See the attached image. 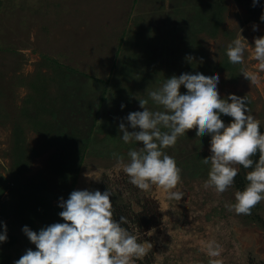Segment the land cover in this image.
Returning a JSON list of instances; mask_svg holds the SVG:
<instances>
[{
	"label": "rangeland",
	"instance_id": "rangeland-1",
	"mask_svg": "<svg viewBox=\"0 0 264 264\" xmlns=\"http://www.w3.org/2000/svg\"><path fill=\"white\" fill-rule=\"evenodd\" d=\"M195 1L0 0V179L9 185L11 172L25 165L27 169L19 171L21 184H43V178L47 189L60 197L66 188L57 185L53 171L67 158L77 156L81 161L76 174L69 175L74 176L72 191L108 190L111 201L128 205L133 212L139 211L138 204L144 201L153 203L158 226L145 233L129 231L139 243L151 244V264L264 263V201L250 215H238L226 207L235 203L237 190L233 186L222 194L204 187L210 165H204L202 159L211 155L210 139H198L195 129L179 137L174 147L164 149L181 169V181L174 189L184 194L179 201L169 199L155 186L148 191L138 189L123 171V164L130 160L128 151L140 150L143 145L135 141L125 144L119 124L123 122L128 131H133L126 117L130 112L143 111L140 98L158 90L173 75L193 74L201 65L203 75H219L217 90L221 98L230 94L245 97L248 114L260 122L264 132V72L259 71L252 56L254 38L264 36V21H251L243 6L233 0ZM198 3L214 11L219 5L221 10L215 19L219 24L196 21L197 31L191 33L185 27L188 22L173 19L171 8L179 7L180 16L193 18ZM212 25L218 28L216 32ZM240 35L246 45L243 63L231 64L227 46ZM218 65L222 68L217 69ZM242 70L255 73L258 82H249ZM94 79L99 83L106 80L108 92L95 124L90 126L101 88ZM35 87L42 89V94L35 93ZM128 94L133 104L125 106L124 96ZM65 95L70 99L66 108L58 106L63 110L58 115L60 122L52 125L51 137L57 138L58 130H64L65 147L71 146L75 152L43 146L48 136L30 130L29 113L37 110V115L42 114L54 99L56 109ZM44 119L49 121L47 114ZM15 125L22 130L21 148L13 138ZM113 153L123 157V164ZM19 154L24 158L21 162ZM9 198L1 194L4 207L0 209V223L6 226L7 240L0 242V260L7 256L8 264H14L26 250H35L23 227L38 232L49 222L42 214L30 218L25 213L23 223L14 215L20 216L14 213L19 210L17 204L10 203ZM60 202L57 199L51 205L59 206ZM56 222L64 223L62 219ZM3 231L0 227V233ZM209 242L218 246V256L208 254Z\"/></svg>",
	"mask_w": 264,
	"mask_h": 264
},
{
	"label": "clouds",
	"instance_id": "clouds-1",
	"mask_svg": "<svg viewBox=\"0 0 264 264\" xmlns=\"http://www.w3.org/2000/svg\"><path fill=\"white\" fill-rule=\"evenodd\" d=\"M258 2L252 0L253 6ZM260 20L264 21V14ZM253 30H257L255 25ZM244 42L240 35L227 46L229 63H243ZM252 56L258 62L259 71L264 72V36L254 38ZM241 74L251 83L258 82L255 73L242 70ZM219 79L218 74L205 76L199 72L166 79L158 90L148 93V99L139 100L143 111L127 115L128 127L133 131H128L123 122L119 124L123 142H139L142 148L130 149L126 164L123 157L116 153L113 156L123 164L132 185L142 191L158 187L169 199L179 201L184 194L174 189L181 181V169L164 149L174 147L178 138L192 129L196 137L209 135L211 155L202 159L204 165H210L204 187L222 194L233 185L239 171L237 166L251 169L245 176L244 190L234 194L235 203L226 205L238 215H250L264 201V132L260 130V122L248 114L245 97L233 94L220 97ZM181 86L186 89L185 94L180 93ZM149 100L162 110L150 111L146 107ZM221 115L231 117V122L226 125ZM137 128L139 131H135ZM110 195L108 190L103 193L73 190L67 200L61 198L59 207L63 210L58 215L64 223H53L38 232L24 226L22 231L35 250H26L14 264H136L147 255L151 244L139 243L122 226L128 223L125 217H119V221L113 217ZM0 227L4 228L0 242H6V226L0 223ZM207 250L210 256L220 254L214 242L207 244Z\"/></svg>",
	"mask_w": 264,
	"mask_h": 264
},
{
	"label": "trees",
	"instance_id": "trees-1",
	"mask_svg": "<svg viewBox=\"0 0 264 264\" xmlns=\"http://www.w3.org/2000/svg\"><path fill=\"white\" fill-rule=\"evenodd\" d=\"M199 0L195 1L198 2ZM235 1L237 4L243 6V8L246 11V14L248 16V18L253 21V22H258L261 23L263 21L260 20V16L262 14H264V0H259L260 3H257L255 6H253L252 0H233ZM220 2V0H219ZM181 6H184V4L181 2L179 3ZM187 3H185L186 5ZM221 4V3H220ZM188 6V5H186ZM219 6V5H218ZM218 6L216 7L215 11L213 8L209 9V5L206 4V6H203L202 3H198V5H194L193 11H194V16L195 17H183L180 16V13L178 12L179 7L176 8H171L172 11V16L173 19L175 21H182L184 20L185 22H188L185 27L187 26V29L189 30V32L193 33L192 30L197 31L195 29V22L199 21V22H203L206 23L207 22H212L213 24L216 23V26L219 24L218 23V19L215 22L216 19V12H219V10H221V8L219 9ZM208 8V9H207ZM213 9V11H212ZM202 11H204V13H201ZM208 12H210V14H208ZM205 16V20L202 19V17ZM191 19V20H190ZM202 19V20H200ZM188 20V21H186ZM191 23V24H189ZM213 26V32H216V30L218 28H215L214 25ZM215 28V31H214ZM201 53V52H200ZM200 53H198L197 56L200 55ZM190 54V53H189ZM189 57V56H188ZM226 62V61H225ZM202 66L200 70H197L195 72H193V74H196L197 72L202 74ZM217 69L222 68L221 66H217ZM216 68H214L213 70H215ZM62 75H65V73H63ZM95 82L99 83V80L94 79ZM101 88H100V92L97 98V104H96V110L94 111V114L91 118V124L90 126H92L95 124L96 121V116L98 114V110L100 109V107L103 106L104 101H105V97L107 95L108 92V82L105 80L104 82L102 81L101 83ZM33 87V86H32ZM35 93L36 92H40L38 94H42V89H38V87H35ZM63 91V90H62ZM182 91L183 94L186 93V89L184 87H182ZM151 92V91H149ZM44 93V92H43ZM37 94V95H38ZM148 94V93H147ZM144 97V98H140L141 99H148V96ZM126 96V97H125ZM124 98H126V102L124 105L127 106V104L132 103V101L128 98V95H125ZM60 98V96H59ZM68 99H70V97L68 96H63L62 98H60L59 103L56 105V109H54L55 107V99L50 101L47 108L43 109V113L42 114H38L37 115V110H32L29 113V120L31 122V128L30 130L33 132H44L48 137L47 139H45L42 144L43 146H54L55 148H63V149H67L65 147V142H64V130L60 129L58 130V134H56L57 138L51 137L52 136V125L53 124H57L59 123V117L58 115L61 114L63 109H59V105L63 104V107H67V103L66 101H68ZM30 98H28L26 101H29ZM129 100V101H128ZM61 101V102H60ZM77 102V100H76ZM133 104V103H132ZM146 107L150 110V111H156V109H159L158 107H155V105L153 104L152 101H150L148 103V105H146ZM32 112H35L34 114ZM22 113H24V110L22 111ZM45 114H47V118H49V123H46V121H44V116ZM26 115V114H25ZM36 115L38 116L36 118ZM224 123L227 125L228 123L231 122V117L225 116V115H221L220 117ZM13 122V121H12ZM15 123V122H13ZM48 124V125H47ZM18 125H15L14 129H13V138H15V142L18 146V144H22L23 140L21 138V135H19V132L21 133L22 130ZM95 127V126H94ZM55 128H59L54 126ZM91 128L89 129L90 132ZM261 130V128H260ZM42 132V133H43ZM261 132H263L261 130ZM50 133V134H48ZM115 134V132L112 133V137ZM54 136V134H53ZM111 137V139H112ZM211 137L209 135H205L203 137H198V139H210ZM195 140L196 143H199V141ZM19 148H21L20 146H18ZM17 148V150L19 149ZM67 150L69 151H74V149H72V147L70 146ZM76 152H78L80 150V148H75ZM66 153V151H64ZM75 152V151H74ZM19 161H23V155L19 154ZM253 159H258L257 157H253ZM81 158L80 157H72L67 158L65 160V162H62V165H60L59 168L54 169V174L57 175L58 177V186L61 188H66V190H64V192L62 191L63 196H60L58 194H55L53 192H51L50 190L47 189V187L45 186V183L43 181V178H41V182L42 183H36L34 184V182H28L26 184H21L18 180L19 177V171H24L27 168L24 166H17V172L13 171L10 174L9 180H11L12 182L8 185L5 181L0 179V209H2L4 207V204L2 203L1 200V194L5 193L8 196H10V203H14L17 204L15 205L17 208H19L18 211L14 212V213H20L19 215L14 214L15 216L18 217V219H20L23 223H26L25 221V213H29V217L31 218H37V217H42V215H44L47 218V221L49 222L48 225H51L53 223H55V221H59L61 218L59 217V212L62 211L63 209L59 206H52L51 202L57 199L63 198V200H67L70 193L72 192V187H73V183H74V176H69V175H75L76 174V169H77V165L80 163ZM72 167H74V169H72ZM76 168V169H75ZM239 171H238V175L234 178V183H233V188L237 191H243L244 188L246 187L247 181L245 179V176L247 174V172L251 171V169H244L243 166H238ZM69 180H68V179ZM36 179H39L36 178ZM66 187H65V186ZM15 198V199H13ZM17 199V200H16ZM27 201L33 202V206H29ZM111 201V200H110ZM112 205H113V217L119 221V217L123 216L127 219L128 223L122 225L123 227H125L128 231L130 230H134L136 233H145L155 227L158 226L159 223V217H158V213L156 211V208L154 207L153 203H149L147 201H144L143 204H138V206L140 207V210L137 212H133L128 205H119L117 203H115L114 201H111ZM18 203H20L21 205H18ZM258 205H256L253 209L257 208ZM252 209V210H253ZM251 210V213H252ZM8 212H10V208L7 209ZM58 216H57V215ZM57 223V222H56ZM8 260L9 258L6 257H1L0 260V264H8ZM2 261V262H1ZM136 264H151V255L150 252L147 253L146 256H144L142 259L137 260ZM250 264H254L252 261L250 262ZM258 264H264L263 262H260Z\"/></svg>",
	"mask_w": 264,
	"mask_h": 264
}]
</instances>
